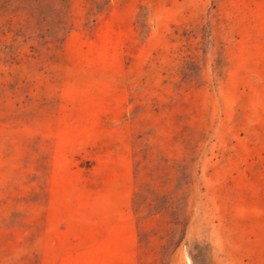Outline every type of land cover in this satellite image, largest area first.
<instances>
[{"label":"rangeland","instance_id":"obj_1","mask_svg":"<svg viewBox=\"0 0 264 264\" xmlns=\"http://www.w3.org/2000/svg\"><path fill=\"white\" fill-rule=\"evenodd\" d=\"M0 264H264V0H0Z\"/></svg>","mask_w":264,"mask_h":264}]
</instances>
